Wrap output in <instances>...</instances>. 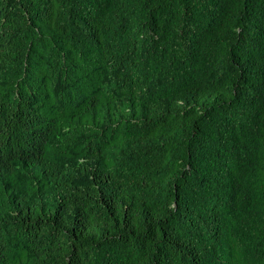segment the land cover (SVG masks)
Listing matches in <instances>:
<instances>
[{
    "label": "trees",
    "instance_id": "1",
    "mask_svg": "<svg viewBox=\"0 0 264 264\" xmlns=\"http://www.w3.org/2000/svg\"><path fill=\"white\" fill-rule=\"evenodd\" d=\"M0 264H264V0H0Z\"/></svg>",
    "mask_w": 264,
    "mask_h": 264
}]
</instances>
